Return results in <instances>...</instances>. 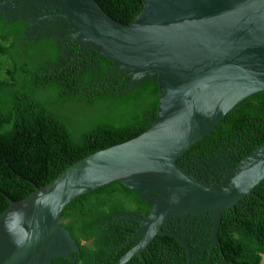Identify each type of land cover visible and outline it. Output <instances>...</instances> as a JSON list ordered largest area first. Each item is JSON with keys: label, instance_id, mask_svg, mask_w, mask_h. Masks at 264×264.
<instances>
[{"label": "water", "instance_id": "1", "mask_svg": "<svg viewBox=\"0 0 264 264\" xmlns=\"http://www.w3.org/2000/svg\"><path fill=\"white\" fill-rule=\"evenodd\" d=\"M83 48L132 75L135 86L155 79L159 101L151 126L123 143L72 164L0 215V264H51L78 251L60 221L68 204L118 182L141 198L138 242L115 264H126L163 232L172 214L209 212L212 244L224 212L264 179V143L215 185L177 161L244 99L264 92V0H144L130 25L108 16L95 0H54ZM153 196V197H152ZM186 246V244H185Z\"/></svg>", "mask_w": 264, "mask_h": 264}, {"label": "trees", "instance_id": "2", "mask_svg": "<svg viewBox=\"0 0 264 264\" xmlns=\"http://www.w3.org/2000/svg\"><path fill=\"white\" fill-rule=\"evenodd\" d=\"M95 1L123 25L135 20L144 2ZM8 37L0 27V57L10 64L6 78L0 80V215L10 201L22 200L77 161L146 131L159 101L157 82L148 76L133 88L119 74L104 82V91L92 87L95 79H105L94 74L98 68L103 72L113 67L94 51H88V64L65 69L59 65L51 69L57 74H50L42 70L59 54L54 41L46 40L44 49L29 48L24 54L16 46L17 38ZM233 134L241 142L237 162L264 143V92L238 103L188 151L206 154L215 142ZM123 199L135 209L127 208ZM148 208L137 193L118 182L80 196L66 206L61 220L67 222L60 224L81 255L74 261L57 258L52 263L115 264L128 248L121 247L118 253L126 231L114 215L144 217ZM161 240L156 237L144 251V262L136 257L131 264H162ZM215 256L210 264H264V179L224 212Z\"/></svg>", "mask_w": 264, "mask_h": 264}, {"label": "flooded vegetation", "instance_id": "3", "mask_svg": "<svg viewBox=\"0 0 264 264\" xmlns=\"http://www.w3.org/2000/svg\"><path fill=\"white\" fill-rule=\"evenodd\" d=\"M0 27L9 35V41H12L15 37L17 38L16 46L24 54L29 48H43L42 46L45 45L46 40L51 39L56 43L55 48L59 51V54L54 58V62L48 64L42 71L50 70V74H57L51 70L52 67L54 69L61 65L65 69L70 65L81 67L83 63L88 64V51L90 50L86 48L79 50L73 30L68 21L61 15V11L57 8L54 0H0ZM45 51L47 52L46 49ZM48 57L52 58L49 55ZM38 72L41 71L39 70ZM94 74H101L105 78L103 81L95 79L91 84L92 87L97 86L102 91H104V82L108 84V81L115 77L116 74L129 79L125 85L130 86L135 81L132 75L119 71L115 66L107 67L103 72L98 68ZM240 145L239 138L233 134L228 138L215 142L212 145V151L206 154L204 152L194 154L195 151L192 153L189 151L185 152L178 159V163L188 173L203 183L215 185L238 163ZM148 197L149 194L147 193L142 198L139 196L140 200L145 204H148ZM122 202L127 208L135 209L134 204L124 199ZM149 209L150 205L148 212ZM144 217L138 214L114 215V219L120 221L126 231V238L120 248H118V253H122L121 247L128 249L121 256L138 242L140 236L135 235V232L140 227L139 218ZM131 227H136V229L129 230ZM161 230L176 235L186 244L185 246V244L170 236H156L162 238L158 249L162 264H210L211 260L216 258L215 251L218 245V234L217 241L212 244L211 213L172 214L162 223ZM129 233L131 235H128ZM144 251L142 252V258L135 255L126 264H131L132 259L136 257L144 262ZM80 255L79 250H70L67 257L75 260ZM57 258L59 257L53 259ZM51 264H53L52 261Z\"/></svg>", "mask_w": 264, "mask_h": 264}, {"label": "rangeland", "instance_id": "4", "mask_svg": "<svg viewBox=\"0 0 264 264\" xmlns=\"http://www.w3.org/2000/svg\"><path fill=\"white\" fill-rule=\"evenodd\" d=\"M9 66H10L9 61L6 58H4V57H0V80H3V79L6 78V73L5 72H6V69ZM61 222L65 223V222H67V220L66 219L61 220L60 223ZM262 260L264 262V257H263Z\"/></svg>", "mask_w": 264, "mask_h": 264}]
</instances>
